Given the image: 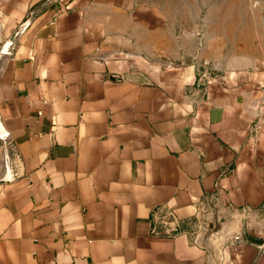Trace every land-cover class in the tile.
Masks as SVG:
<instances>
[{"label": "crops", "instance_id": "crops-1", "mask_svg": "<svg viewBox=\"0 0 264 264\" xmlns=\"http://www.w3.org/2000/svg\"><path fill=\"white\" fill-rule=\"evenodd\" d=\"M196 3L0 0V264H264V42Z\"/></svg>", "mask_w": 264, "mask_h": 264}, {"label": "rangeland", "instance_id": "rangeland-1", "mask_svg": "<svg viewBox=\"0 0 264 264\" xmlns=\"http://www.w3.org/2000/svg\"><path fill=\"white\" fill-rule=\"evenodd\" d=\"M244 1L246 0H232V5H240L233 10L230 9L231 13H229L228 15L233 16L232 21L219 24L221 25L220 28H223L225 33L230 34V39L221 38L219 41L222 43H226L225 47L230 50L234 49L235 47H237L238 49L245 48L248 43H251V46L256 47L257 44H261L264 42V0H247L249 4L248 6L244 5ZM190 2V15L192 19L194 17L196 18V22L191 20V29L203 31L205 23L200 20V17L201 19L203 18L208 8L204 6L198 7V3H196V0H190ZM252 3L254 5V11H250V9L252 8L250 7ZM195 11L201 13V16L197 17L198 13L196 14ZM246 12L249 13L248 17L246 16ZM255 17L260 21L256 22L253 21V19H250ZM183 25L185 27L187 26L186 23H184ZM176 27L178 30L181 29L182 23L176 24ZM194 41H196V43L198 44H201L203 41L202 35H199V37Z\"/></svg>", "mask_w": 264, "mask_h": 264}, {"label": "water", "instance_id": "water-1", "mask_svg": "<svg viewBox=\"0 0 264 264\" xmlns=\"http://www.w3.org/2000/svg\"><path fill=\"white\" fill-rule=\"evenodd\" d=\"M17 34V32H15V33H13L4 43H3V45H2V47H1V52H7L8 51V49H9V47H10V45H11V43H12V41H13V39H14V37H15V35ZM5 179H3V178H0V182H2V181H4ZM174 230H172V229H170L168 232L169 233H171V232H173ZM251 240L253 241V242H256V243H258V242H264V240L263 239H261V240H256V238H251Z\"/></svg>", "mask_w": 264, "mask_h": 264}, {"label": "built area", "instance_id": "built-area-1", "mask_svg": "<svg viewBox=\"0 0 264 264\" xmlns=\"http://www.w3.org/2000/svg\"><path fill=\"white\" fill-rule=\"evenodd\" d=\"M240 240H241V236H240V234H235V235L232 237V241H233L234 243L239 242Z\"/></svg>", "mask_w": 264, "mask_h": 264}]
</instances>
